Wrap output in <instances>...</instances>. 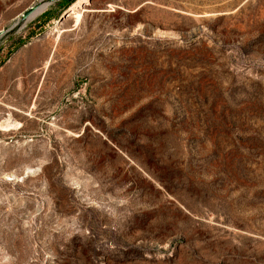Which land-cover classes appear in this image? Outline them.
I'll list each match as a JSON object with an SVG mask.
<instances>
[{
    "label": "rangeland",
    "instance_id": "obj_1",
    "mask_svg": "<svg viewBox=\"0 0 264 264\" xmlns=\"http://www.w3.org/2000/svg\"><path fill=\"white\" fill-rule=\"evenodd\" d=\"M39 1L0 0V264H264V0Z\"/></svg>",
    "mask_w": 264,
    "mask_h": 264
},
{
    "label": "trees",
    "instance_id": "obj_2",
    "mask_svg": "<svg viewBox=\"0 0 264 264\" xmlns=\"http://www.w3.org/2000/svg\"><path fill=\"white\" fill-rule=\"evenodd\" d=\"M67 1H69V0H67ZM65 4H67V3H65ZM56 18H59L58 15L52 13V12H51V9L46 10V11H44L42 14H40V15L35 19L33 26H35V27H41V26L45 25L46 23H48L50 20H54V19H56ZM57 20H58V19H57ZM20 44H22V42L19 43V45H20ZM3 62H4L3 59L0 60V66L3 64Z\"/></svg>",
    "mask_w": 264,
    "mask_h": 264
},
{
    "label": "bare ground",
    "instance_id": "obj_3",
    "mask_svg": "<svg viewBox=\"0 0 264 264\" xmlns=\"http://www.w3.org/2000/svg\"><path fill=\"white\" fill-rule=\"evenodd\" d=\"M35 5H38V7H37V9L33 12V14L31 15L30 18H33V17L37 16L38 14H40V13L43 12V11L47 8V6H48V4H47V0H40V1H39L37 4H35ZM73 9H74V8L71 9V15L73 14L74 17H75L76 22H78V20H79V18H80V15H79V14H76V12H74ZM4 124H5V125H4ZM4 124H3V125H4L3 128H4V129H8V127H10L9 125H10L11 123L9 124L8 121H6Z\"/></svg>",
    "mask_w": 264,
    "mask_h": 264
},
{
    "label": "water",
    "instance_id": "obj_4",
    "mask_svg": "<svg viewBox=\"0 0 264 264\" xmlns=\"http://www.w3.org/2000/svg\"><path fill=\"white\" fill-rule=\"evenodd\" d=\"M54 1H57V0H47V4L50 5L51 3H53ZM38 5H33L31 7H29L28 10H26L25 12H23L21 15H20V21H26L28 18L31 17V15L33 14V12L37 9ZM45 11V10H44ZM43 11V12H44ZM41 12V13H43ZM40 13V14H41ZM59 20V18H58Z\"/></svg>",
    "mask_w": 264,
    "mask_h": 264
},
{
    "label": "crops",
    "instance_id": "obj_5",
    "mask_svg": "<svg viewBox=\"0 0 264 264\" xmlns=\"http://www.w3.org/2000/svg\"><path fill=\"white\" fill-rule=\"evenodd\" d=\"M8 109H9L8 104L6 102L3 103V100H0V123L2 122L3 116H8V113H7Z\"/></svg>",
    "mask_w": 264,
    "mask_h": 264
}]
</instances>
